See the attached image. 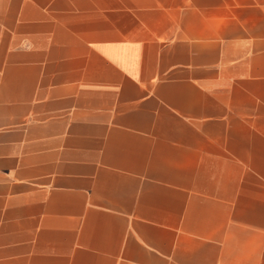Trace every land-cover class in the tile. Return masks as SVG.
I'll use <instances>...</instances> for the list:
<instances>
[{
    "label": "crops",
    "instance_id": "0c3cea01",
    "mask_svg": "<svg viewBox=\"0 0 264 264\" xmlns=\"http://www.w3.org/2000/svg\"><path fill=\"white\" fill-rule=\"evenodd\" d=\"M0 264H264V0H0Z\"/></svg>",
    "mask_w": 264,
    "mask_h": 264
}]
</instances>
